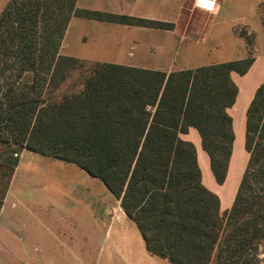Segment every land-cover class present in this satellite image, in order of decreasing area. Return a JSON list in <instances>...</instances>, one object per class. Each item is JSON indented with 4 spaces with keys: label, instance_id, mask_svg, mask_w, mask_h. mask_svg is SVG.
Instances as JSON below:
<instances>
[{
    "label": "trees",
    "instance_id": "1",
    "mask_svg": "<svg viewBox=\"0 0 264 264\" xmlns=\"http://www.w3.org/2000/svg\"><path fill=\"white\" fill-rule=\"evenodd\" d=\"M72 17L170 29L79 10L76 0H11L0 13V208L23 151L74 164L119 201L145 251L168 264H264V81L246 110L248 154L233 202L220 212L203 186L194 128L223 184L234 134L227 109L248 57L165 73L59 54ZM246 44H248L246 42ZM73 73L76 82L61 91Z\"/></svg>",
    "mask_w": 264,
    "mask_h": 264
},
{
    "label": "crops",
    "instance_id": "2",
    "mask_svg": "<svg viewBox=\"0 0 264 264\" xmlns=\"http://www.w3.org/2000/svg\"><path fill=\"white\" fill-rule=\"evenodd\" d=\"M118 1L123 2L127 9L125 15L99 11L94 5L96 0H76V8L160 22L170 25V29H154L72 17L63 35L59 54L87 62L116 64L170 73L245 59L248 57V48L242 40H246V37L252 38L255 35V45L261 44L262 50L260 53L255 52L254 57L252 56L253 62L244 75L230 73V78L237 88V94L233 105L226 110L231 117L234 134L226 178L222 185H218L214 179L204 184L201 177L203 186L218 196L220 212L228 210L232 205L237 186L231 194L220 191V186L224 185L225 189L227 182L233 178L235 171L238 170L237 156H243L245 161L248 159V154L242 149L245 116L255 90L264 81V26L261 28L263 31L261 37H258L259 29L256 27L240 23L234 24L233 22L228 25L227 23L230 21H227V18L224 19L223 15L220 16V14L224 6L230 4L232 0H217L214 13L196 10L192 5L193 0ZM235 1L240 2V0ZM190 10L199 12V16L195 20L189 19ZM241 30L243 33L240 34L239 31ZM179 137L194 145L197 162L201 167L202 162L206 161V156L201 148L198 132L194 128H189L187 133L180 134ZM198 154L201 156V161H199ZM33 155L41 157L36 154ZM46 159H48L51 167L57 170L64 169V172H69L71 176L81 180L80 196L78 197L83 206H78L77 210L81 212L82 216L79 219L74 214L73 219L83 222L86 225L87 233L82 234L81 239L74 244L72 242L68 244L60 242L64 253L72 252L74 249L78 253H83L86 240L96 238L98 242L101 226L104 228L103 231L107 238L113 236L123 246L130 237H133L136 240L137 248L141 252L147 253L138 230L123 211L119 209L121 212L111 217L110 208L114 204L118 207V201L106 189L102 188V184L98 180L90 177V188L83 191L82 185L85 184V175H87L84 171L74 164L51 158ZM240 170L239 177L237 176L238 183L243 172V166ZM52 183L55 185L63 184L61 180H54ZM69 188L72 187L69 186ZM76 191L79 193L78 188ZM102 191L103 197L101 196ZM9 192L10 188L8 195ZM61 216L65 217L64 215ZM5 217L7 218V215L1 217L0 214V223ZM74 245H76L75 248H69V246L74 247ZM112 245L114 246L115 243Z\"/></svg>",
    "mask_w": 264,
    "mask_h": 264
},
{
    "label": "rangeland",
    "instance_id": "3",
    "mask_svg": "<svg viewBox=\"0 0 264 264\" xmlns=\"http://www.w3.org/2000/svg\"><path fill=\"white\" fill-rule=\"evenodd\" d=\"M96 1L94 3L96 9L102 12L125 15L127 11L123 2L118 0ZM10 2L11 0H0V13ZM197 12L196 10L190 12L191 21L199 16ZM222 15L224 19L227 18V21H230L228 25L233 22L258 28V37H261L263 33L261 28L264 26V0H240L238 3L232 0L230 4L224 6L220 16ZM239 33H243V30ZM254 39L256 40L255 35L242 40L243 43H248L249 55L253 57L255 52L260 53L262 50L261 44L255 45ZM77 77L78 73H73L72 77L62 85L61 91L71 88ZM242 149H244V143ZM244 152H246L245 149ZM41 157L27 151L19 155V161H21L10 181L9 195L7 190L5 195V198L8 195L7 200L4 198L0 208L1 217L7 215V218L5 217L0 223V264H168L164 260L141 252L133 237H130L123 246L117 242V238L113 236L107 238L102 226L98 242L96 238L86 240L83 253H78L75 249L64 253L61 243L74 244L81 239L82 234L87 233L86 225L73 219L74 214L79 219L82 216L77 210L78 206H83L78 197L81 180L71 176L69 172H64V169L57 170L51 167L48 159ZM198 158L201 161L200 154ZM205 159L206 161L202 162L199 169L204 184H207L209 180H213V177L207 156ZM236 161L239 167L233 178L227 182L225 189L224 185L220 186V191H225L227 194H231L236 186L238 187L237 176L239 177L242 166L244 171L247 162L243 156H237ZM85 178L86 182L82 185L83 191L90 188L91 178L87 175ZM54 180H61L63 184L55 185L52 183ZM70 181H72L71 184H69ZM101 186L105 190V187ZM77 188L79 193L76 191ZM101 196H104L103 191ZM119 209L121 208L115 204L111 206V217L120 213ZM113 243H115L114 246ZM75 247L76 245L69 246L70 249Z\"/></svg>",
    "mask_w": 264,
    "mask_h": 264
},
{
    "label": "built area",
    "instance_id": "4",
    "mask_svg": "<svg viewBox=\"0 0 264 264\" xmlns=\"http://www.w3.org/2000/svg\"><path fill=\"white\" fill-rule=\"evenodd\" d=\"M192 5L198 11L214 13L217 7V0H193Z\"/></svg>",
    "mask_w": 264,
    "mask_h": 264
}]
</instances>
